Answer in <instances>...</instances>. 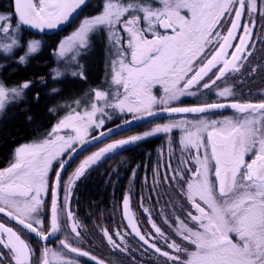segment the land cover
<instances>
[{
  "label": "snow or ice",
  "instance_id": "1",
  "mask_svg": "<svg viewBox=\"0 0 264 264\" xmlns=\"http://www.w3.org/2000/svg\"><path fill=\"white\" fill-rule=\"evenodd\" d=\"M88 3L13 0L12 11L0 13V55L7 59L24 48V54L14 62L26 65L28 57L40 50L41 41L22 43L23 27L59 29ZM99 7V12L83 17L59 40L55 55L62 67L52 70V79L65 74L86 79L79 58L90 51L92 37L104 32L109 86L93 88L85 97L65 105L67 113L42 138L17 146L13 160L0 169V214L20 226L16 229L0 221V249H7V253L0 251V264H6V257L9 264H79L69 254L105 264L75 243L81 238L82 225L71 206L73 184L108 154L173 129L181 131V152L188 156L181 161L183 167L171 169L169 165L172 175L164 180L177 186L185 202L179 209L183 218L175 216L170 221L161 213L164 224L173 229L169 234L141 204L153 230L143 233L130 213V197L125 195L122 208L131 231L122 234L102 229L107 243L126 253L125 236L134 234L143 250H153L164 258V264H264V98L258 102L239 100L227 83L241 73L242 62L251 55L256 18L264 20V0H101ZM40 83H45L43 78ZM31 86L32 81L8 85L0 80V113L23 100ZM157 86L162 95L154 94ZM201 89H215L218 100L176 106L181 97L196 96ZM59 91L51 89L52 93ZM34 99L39 101V92ZM226 108L234 110L233 115L222 119L200 115ZM113 113L130 119L91 136L90 130L103 129ZM160 113L198 114V118L171 120L141 134L112 140L63 180L66 165L85 145L111 139L125 125ZM171 144L169 139L170 150ZM50 171L55 176L52 184ZM49 194L45 226L41 214ZM23 230L42 241L57 233L64 238L59 240V249L44 246L33 259L35 251L23 238Z\"/></svg>",
  "mask_w": 264,
  "mask_h": 264
},
{
  "label": "trees",
  "instance_id": "2",
  "mask_svg": "<svg viewBox=\"0 0 264 264\" xmlns=\"http://www.w3.org/2000/svg\"><path fill=\"white\" fill-rule=\"evenodd\" d=\"M90 2L91 4H89ZM90 2L89 5L83 8L79 16L84 10L90 8H92L90 13H96L100 10L101 0H91ZM12 4L13 0H0V13L11 12ZM71 25L66 28L67 30L64 29L42 36V50L29 57L26 65L14 62V59L18 58V52L7 59L0 55V65H4L1 67L0 72L3 81L8 85H18L23 81H32V86L25 90L24 99L18 104L9 105L0 116V169L7 166L17 146L28 143V141L46 132L55 124L57 115L55 111H49L50 108L56 110L58 105L54 106V104L84 93L86 89L99 85L103 79L105 64V38L103 36L94 37L90 51L83 57L82 63L86 79L78 77L52 79L50 64L53 57L52 50L57 46L62 36L66 35L67 31L69 32ZM27 34L28 38L34 36L29 32ZM49 47L51 50H48ZM41 78L45 83L41 84L38 81ZM54 87L60 89V91L52 93L51 89ZM37 92L40 93L38 102L34 99ZM242 99L259 101L261 97L246 95ZM233 111L228 109L213 114L233 113ZM27 116H31L32 120H27ZM179 117L178 120L182 118ZM118 124H120L119 121H116L107 128H113ZM147 128L148 125L146 124L139 125L91 149L80 158L98 150L106 143L112 142V140L141 134ZM180 137V131L175 130L168 134L146 138L134 145L125 146L112 154H108L98 164L86 171L85 176L81 177L75 186L71 198L72 210L82 225L81 233L86 240V242L77 246L102 260L106 259L104 254L114 255L107 247L99 231L100 228L105 227L110 230L118 223L121 203L127 190H131L134 203L139 200V197L144 198L143 195H146L149 199L153 198L152 185L157 182H164L165 176L172 175L171 169L178 166L183 167L181 161L188 156V153L181 152ZM169 139L172 141L171 150L169 149ZM80 158L72 164L69 170ZM169 165H171V169L168 167ZM134 171L135 176H133ZM157 171L158 175L155 174ZM168 184L171 186L173 193L180 195L175 184L170 181ZM179 200L182 202L183 198ZM46 214H48L47 208ZM0 217L5 216L0 214ZM29 236L31 237L29 244L37 254L41 244L31 234ZM55 243L57 241L54 240L45 245L53 246ZM94 247H98L100 250H96ZM69 255L79 260V264H95L88 257H77L75 254Z\"/></svg>",
  "mask_w": 264,
  "mask_h": 264
},
{
  "label": "rangeland",
  "instance_id": "3",
  "mask_svg": "<svg viewBox=\"0 0 264 264\" xmlns=\"http://www.w3.org/2000/svg\"><path fill=\"white\" fill-rule=\"evenodd\" d=\"M90 1L91 0H89V2ZM89 4H91V2ZM91 9L92 8H90L89 10H84L80 16H79V14L81 11H79L78 14L75 16V18L66 27H64L61 30V31H63L69 25L72 24L70 26L71 29L69 30V32L67 31L66 35L62 36V38L69 35L74 30V28L78 25V23L80 22V20L83 17H85L87 15H94L101 10L100 9L96 13H90ZM3 14H7V13H3ZM59 31H56V32H59ZM28 32L30 34L34 35L33 38H28V34H27ZM22 36H23L22 43H25V44L27 41L32 40V39L40 40L41 41V48L37 53H39L42 50V46H43V37L42 36H46L45 34H38V33L36 34V33H33L31 31L27 30L25 27H23ZM101 36H103L105 38V64H104V74H103L104 76H103V79L100 82V84L93 87V88L107 89L109 86V82L106 79V71H107L106 63L108 60V55L106 52V47H107V35H106V33L101 32V33L94 35L91 39V43H93L94 37H101ZM250 45H252V47L249 48L251 55L248 56V59L246 62H242L244 64V67L242 68L241 73L237 74V77H230L228 79L227 83L233 86V91L235 93V97L236 98L238 97L239 100L258 102V101H254L253 99L243 100L242 98H243V96H246V95H249V97L260 96L261 98H264V20H261L259 17L256 18V25L253 29V35H252V39L250 41ZM56 48H57V46L52 50V53H51L53 56L52 59L50 60L52 70L57 68L58 66L62 67L61 62L58 60V57L55 55ZM25 50L26 49H24V48L18 49L15 51V53L18 52V57H19L20 55L24 54ZM48 50H51V48L49 47ZM37 53H35V54H37ZM35 54H33V55H35ZM84 56L85 55H83L79 58L80 64L82 66H83L82 62L84 60L83 59ZM253 69H255L254 72L252 71ZM52 70H51V77H52ZM82 70L84 72V69H82ZM0 72H1V67H0ZM65 77L73 78L69 74H65L62 78H65ZM0 80H2L1 76H0ZM38 81H40V79ZM217 84L220 87H223L222 81H218ZM93 88H88L84 91V93H82L80 95H77V96H75L71 99H68V100H64L61 103L54 104V106L58 105L56 107V110H54L55 114L57 115L56 122L67 113L68 109L65 107V105L71 104L74 99H79V98L85 97V94L89 93L90 90ZM153 92H154V94H156L158 96L163 94L162 89L159 86L155 87L153 89ZM217 100H218V97L215 95V89H213V90L201 89L200 92L196 96H183V97H181L180 101L177 103L176 106H181V107L195 106L198 104H203L205 102H207V103L216 102ZM223 110H228V109H223ZM220 111H222V110H216L213 112H209L206 114H200V115H204L210 119H222L224 116L233 115V113H231V112H223V113L213 114L214 112H220ZM1 114L2 113H0V116H1ZM181 117L182 118L179 120H182V119L195 120L198 118V115L181 116ZM169 118L159 119V120H155L152 122L145 123L146 125H148V128L145 131H148V130L154 128L156 126V124H165L171 120H178V118H180V117L176 116V117H169ZM123 119H130V116H121V114H119V113H113L112 119H110V120L106 119V122H105V125L103 126V129H91L90 134H91V136H96L99 131H102L104 129H108L107 127L116 121H119V123L121 124ZM142 125H144V124H142ZM49 130L38 135L37 137L31 139L28 142H31L37 138H42L43 135H45ZM175 130L180 131L179 129H173L172 131H175ZM180 133H181V131H180ZM159 135H164V133H160V134L154 135L152 137L159 136ZM180 148H181V146H180ZM96 151H98V150H96ZM96 151H93V152H96ZM93 152L89 153L88 155H86L82 158H80L81 157L80 156L79 157L80 159L74 164L73 168L71 170H69L70 167L72 166L71 165L65 171L64 176H63V180L67 181L68 177L73 174L74 170L81 163V161H83L86 157L91 155ZM12 160H13V156L11 157L9 162L7 163V166L9 165V163ZM189 166H192V165H189ZM54 169H55V165H54ZM54 180H55L54 172L50 171L49 172V183L52 184L54 182ZM79 180H77L72 186L71 198H72V194H73V191L75 189V186L77 185ZM157 181H161V180H157ZM163 181L164 182H162V183L157 182L156 184L152 185V190L154 191V197L153 198L149 199L146 197V195H143L144 198L139 197V200L136 201V203H134V201H133L134 197H133L130 189L127 190L124 194V196L128 195L130 197V205H129L130 213L134 214L135 221L138 223L140 230L143 233H147V232H150L153 230L151 229V224L149 223L148 213H145L143 211L141 204H143L144 207L149 209L152 220L158 226H160L166 233L171 234L173 232V229L170 228L168 225L164 224V222H163L164 216L161 213L166 215L170 221H174L175 216H181V218H183V213L179 209L183 205V203H185L184 200H182V202H180L179 199L182 197L180 195H176L175 193H173L172 188L169 185L170 183L168 184V182H165L164 179H163ZM60 195H61V197H63V195H64L63 188L60 190ZM45 201H46V206H45L41 215L44 218L45 226H47L48 214H46V208H47V212H48L47 205H49L50 201H51L50 194L45 196ZM0 221L6 222L8 224V226H12L16 229H20L19 225L12 223L11 221L7 220L5 217H0ZM81 229H82V227H81ZM81 229H80V231H81ZM102 229H107V228H105V227L100 228L99 231L101 232V234L103 236ZM116 231H120L122 234L125 232L131 231V229L128 227L127 219L124 216V210L122 208V203H121V209H120V214H119V221L117 224H115L113 226L112 229L109 230L110 233H115ZM29 235L30 234H28L26 232V230H23V238L28 243L31 240V237ZM58 237H57L58 240H57V238L54 239L55 241H57V243H55L53 246H47V245H45L46 243H41L38 240H36L41 244V247L39 249V252L37 254H35V256L33 257V259H35L36 256L40 255L41 249L44 246H47L49 248L59 249L60 248L59 240L63 239L64 235L62 233H58ZM73 239L75 240V238H73ZM103 239H104L107 247L109 248V250L114 253V255H105L104 254V256L106 258L104 260L105 264H164V258L159 256L158 254H156L153 250L149 249L147 252H145L143 250V247L141 246L142 242H140L138 240V238L134 236V234L125 236V240H126V243L128 245V252H126V253L120 252L118 250H113L112 246L107 243L106 238L104 236H103ZM114 239H118V238H116L114 236ZM84 242H86V240H85L83 234L81 233V238L79 240H75V243H76V245H79V244L84 243ZM158 244L160 247H162V248L164 247L162 240H159ZM94 249L100 250V248H98V247H94ZM0 251L7 253V249H0ZM6 264H9L7 257H6Z\"/></svg>",
  "mask_w": 264,
  "mask_h": 264
},
{
  "label": "water",
  "instance_id": "4",
  "mask_svg": "<svg viewBox=\"0 0 264 264\" xmlns=\"http://www.w3.org/2000/svg\"><path fill=\"white\" fill-rule=\"evenodd\" d=\"M77 15V14H76ZM76 15H74V17L72 18V20L75 18V16ZM71 20V21H72ZM70 21V22H71ZM69 24V23H68ZM68 24H65V25H62L59 29H55V30H48V29H45L44 31H40V30H38V29H32L31 27H28V26H24L27 30H29V31H31V32H33V33H38V34H45V35H50V34H52V33H54V32H56V31H59V30H62L64 27H66ZM226 109H228V108H226ZM216 111V110H215ZM195 115H198V114H173V115H169V114H167V113H160L159 115H156V116H153V117H148L147 119H144V120H139V121H134L133 123H131L130 125H125L123 128H121V129H119V131H118V134H114L113 136H112V138L113 137H115V136H118V135H120V134H122V133H125V132H127V131H129V130H131V129H133V128H135V127H137V126H139V125H142V124H145V123H148V122H152V121H155V120H159V119H164V118H169V117H176V116H195ZM107 140H109L107 137H105L104 139H103V141L101 142V141H94V142H92V143H89V144H87V145H85L84 146V148L82 149V150H80L75 156H74V158L73 159H71V161L66 165V167H65V169L63 170V172L61 173V175H62V178H63V176H64V173H65V171L80 157V156H82L84 153H86V152H88V151H90L91 149H93V148H95L96 146H99L100 144H102V143H104L105 141H107ZM1 215H3V214H1ZM4 216V215H3ZM6 217V216H5ZM8 220H9V218L8 217H6ZM9 221H11L12 223H14V224H16V222L15 221H12V220H9ZM31 235H33L34 236V238L36 239V240H38L39 242H41V243H50V242H52L54 239H56L57 237H58V233L57 234H55L54 236H51L50 238H49V240L48 241H42V240H40L34 233H30Z\"/></svg>",
  "mask_w": 264,
  "mask_h": 264
}]
</instances>
